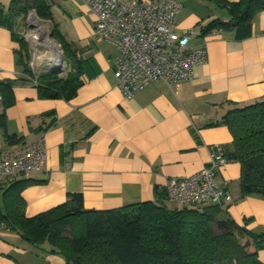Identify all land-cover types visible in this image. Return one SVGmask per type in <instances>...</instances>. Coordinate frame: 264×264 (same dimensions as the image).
I'll list each match as a JSON object with an SVG mask.
<instances>
[{
	"label": "crops",
	"instance_id": "crops-1",
	"mask_svg": "<svg viewBox=\"0 0 264 264\" xmlns=\"http://www.w3.org/2000/svg\"><path fill=\"white\" fill-rule=\"evenodd\" d=\"M49 1L52 10L59 6L57 24L80 54L83 84L70 100L41 96L35 76L19 64L11 30L0 25V82L13 83L1 119L0 158L40 138L48 151L47 168L27 177L44 183L22 193L28 217L64 204L70 193H82L85 208L96 211L155 201V188L201 171L213 146L231 149L229 129L214 126L229 110L264 100V11L249 39L236 40L232 32L202 36L211 21L228 20L227 10L211 0H184L172 33L177 40L192 32L190 46H205L206 61L194 66V77L179 88L155 81L126 97L114 74L119 51L95 33L96 16L85 0ZM12 2L0 0V11L8 12ZM49 39L46 43L58 53ZM10 135L22 141L10 144ZM240 176L235 161L217 174L220 187L232 196L224 209L239 225L264 232V198L242 199ZM50 250L48 243L29 244L0 220V264H66ZM259 257L264 262V249Z\"/></svg>",
	"mask_w": 264,
	"mask_h": 264
},
{
	"label": "trees",
	"instance_id": "trees-1",
	"mask_svg": "<svg viewBox=\"0 0 264 264\" xmlns=\"http://www.w3.org/2000/svg\"><path fill=\"white\" fill-rule=\"evenodd\" d=\"M227 10L228 20L215 19L201 29V35L232 32L236 40L253 36L254 22L264 11V0H211ZM35 10L54 25L53 35L61 46L69 72L60 78L55 72L38 78L40 94L53 99L74 98L82 86L80 54L54 22L49 0H13L8 12L0 11V25L9 28L19 44V64L30 77V46L17 30L19 18ZM13 83L0 82L4 110ZM0 115V127L3 126ZM226 126L233 137L230 150L223 148L229 162L241 165V198H264V100L229 110L214 126ZM19 144L17 135L7 137ZM7 180V179H6ZM44 181L22 175L0 184V220L33 246L50 244V252L64 257L66 264H264V232H255L235 222L217 204L168 207L167 188H155V201L134 203L112 210H88L82 193H70L68 200L33 217L26 215L22 193ZM3 184H5L3 186ZM248 221V220H246Z\"/></svg>",
	"mask_w": 264,
	"mask_h": 264
},
{
	"label": "built area",
	"instance_id": "built-area-1",
	"mask_svg": "<svg viewBox=\"0 0 264 264\" xmlns=\"http://www.w3.org/2000/svg\"><path fill=\"white\" fill-rule=\"evenodd\" d=\"M183 1L85 0L96 16L95 33L119 51L114 60V74L126 97H133L155 81L179 88L194 77V66L206 61L205 46H190L192 32L177 40L172 33ZM38 78L35 75L33 80L36 85ZM3 111L0 96V115ZM228 163L223 147L213 146L209 161L201 171L169 180V200L179 205L221 206L232 201V196L217 180L219 170ZM47 164L44 138L8 149L0 158V184L8 178L42 172Z\"/></svg>",
	"mask_w": 264,
	"mask_h": 264
},
{
	"label": "rangeland",
	"instance_id": "rangeland-1",
	"mask_svg": "<svg viewBox=\"0 0 264 264\" xmlns=\"http://www.w3.org/2000/svg\"><path fill=\"white\" fill-rule=\"evenodd\" d=\"M52 11H53L54 20L57 24V22L60 21L59 6H56ZM16 27L17 30L23 35V37L29 43L30 52H31L30 62L32 69L34 67L33 70L35 75L40 76L44 73L55 72L51 70V66L49 64L50 60L51 59L53 60L52 55L54 53L52 52L50 45L46 43V40L50 38L49 40L53 41V44L56 43V45H58V47H60L61 49L59 43L55 40L54 37L51 36V34H53L54 31L53 23L49 20L41 19L35 10H31L25 18L24 17L19 18ZM34 41L37 43L36 46L33 45ZM59 54L60 52L57 55ZM69 70H70L69 66L67 65L66 62H64L62 69L58 71L59 77L60 78L66 77ZM167 204L168 207L171 209L182 206L179 205L178 203L171 201H169Z\"/></svg>",
	"mask_w": 264,
	"mask_h": 264
},
{
	"label": "bare ground",
	"instance_id": "bare-ground-1",
	"mask_svg": "<svg viewBox=\"0 0 264 264\" xmlns=\"http://www.w3.org/2000/svg\"><path fill=\"white\" fill-rule=\"evenodd\" d=\"M58 46V45H57ZM60 52V49L58 50V53ZM57 52H55L52 56L53 60L51 59L50 62H51V66L52 67H62V63L60 61V54H58Z\"/></svg>",
	"mask_w": 264,
	"mask_h": 264
},
{
	"label": "water",
	"instance_id": "water-1",
	"mask_svg": "<svg viewBox=\"0 0 264 264\" xmlns=\"http://www.w3.org/2000/svg\"><path fill=\"white\" fill-rule=\"evenodd\" d=\"M51 36L54 37L53 34H51ZM60 61H61V63L65 62V57L63 54L60 56ZM61 69H62V67H60V68L59 67H51V70L55 71V73H57V74H58V71Z\"/></svg>",
	"mask_w": 264,
	"mask_h": 264
}]
</instances>
